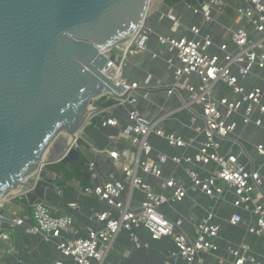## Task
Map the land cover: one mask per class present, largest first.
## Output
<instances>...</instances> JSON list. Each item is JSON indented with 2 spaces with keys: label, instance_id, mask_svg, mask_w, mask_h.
Here are the masks:
<instances>
[{
  "label": "built area",
  "instance_id": "1",
  "mask_svg": "<svg viewBox=\"0 0 264 264\" xmlns=\"http://www.w3.org/2000/svg\"><path fill=\"white\" fill-rule=\"evenodd\" d=\"M242 3L233 12L243 24L228 28L226 41L216 44L209 33H202L200 24L185 28L181 35L157 36V43L173 55L165 59L172 81L158 83L151 90L164 92V105L171 100L175 104L170 110L161 106V114L153 119L137 108L149 89L124 76L129 59L146 50L153 33L147 9L145 23L132 38L116 47V54L110 55L114 48L106 53L108 62L103 74L121 89L120 93L95 98L76 140L66 144L62 152L66 155L75 149L86 154L89 182L79 187L80 193L101 205L89 210L84 235L72 230V212L80 210L78 202L66 203L72 215H59L43 199L27 201V196L44 179L49 181L46 189L63 196V188L57 182L60 176L50 172L45 178L39 177L44 167L56 164L45 160L25 181L28 187H19L20 194L8 196L0 203V218L9 221L7 224L0 221V241L9 240V232L22 228L53 245L58 255L53 264H107L118 235L124 232L133 250L170 240L173 249L165 253L164 264H197L201 256L218 250L216 240L222 227L215 221L214 205L191 224V234L183 230L187 219L173 218L170 213L190 194L202 195L215 204L229 202L236 212L227 223L231 227L244 224L249 235L264 238V143L253 145L258 162L244 164L240 155L251 158L243 150L244 140L237 135L238 129L246 128L264 135V88L245 85L254 70L264 71V0H242ZM183 5L203 23L213 22L214 15L228 8L225 0H193ZM158 17L177 25L175 29L181 26L172 9ZM119 111L124 116L117 114ZM181 112L189 114V128L195 133L188 140L160 126ZM92 127L114 129L116 133L109 136L111 141L105 147L96 148L83 136V131ZM223 142L238 147L240 152L233 153L229 146L221 154ZM162 144L181 152L167 155L160 149ZM97 158L105 159L114 172L101 170ZM146 179H155L156 183ZM15 200L26 201L31 209L30 223L15 213H3ZM142 232L146 238L141 237ZM249 253L250 247L244 243L230 248V264H264V259L258 260Z\"/></svg>",
  "mask_w": 264,
  "mask_h": 264
},
{
  "label": "water",
  "instance_id": "2",
  "mask_svg": "<svg viewBox=\"0 0 264 264\" xmlns=\"http://www.w3.org/2000/svg\"><path fill=\"white\" fill-rule=\"evenodd\" d=\"M149 2L0 0V203L9 189L28 187L50 146L48 162L79 160L75 149L62 154L55 131L74 136L90 98L120 93L103 74L106 53L145 23Z\"/></svg>",
  "mask_w": 264,
  "mask_h": 264
},
{
  "label": "crops",
  "instance_id": "3",
  "mask_svg": "<svg viewBox=\"0 0 264 264\" xmlns=\"http://www.w3.org/2000/svg\"><path fill=\"white\" fill-rule=\"evenodd\" d=\"M225 1L228 3V8L223 13L214 15V21L210 23H203L201 18L191 16L184 9L183 2L173 6H167L164 0H159L151 8H148V25L153 33L149 38L146 50L130 58L125 68V77L127 80L138 82L141 87H147L149 89L148 93H144L146 96L141 98L137 106L143 115L153 119L161 114V106H164L166 110H170L175 104L174 100H171L167 105H164V92L151 90L158 83L169 84L172 81L165 59L173 58V55L168 52L167 47L157 43V36L170 37L181 35L185 33V28L193 24H200L202 26V33H209L216 44L228 40L229 33L227 29L234 24H243V21L237 19L233 12L235 7L242 6L243 3L242 0ZM189 2H193V0ZM169 9H172L174 14L179 18L181 26L177 29H175L177 25L174 23L167 19L160 20L158 17L159 14L168 12ZM153 54H157V57L153 58ZM253 74L245 82V85L248 87L260 86L264 88V71L254 70ZM224 92L227 93L229 91L224 89ZM117 114L124 116L125 113L119 111ZM184 115L185 117H183ZM160 126L167 132L181 136L184 140L193 138L195 135L189 128L190 116L186 112L182 116H180V113L172 116L170 119L164 121V123H161ZM115 133L116 131L114 129L92 127L86 128L83 131V136L84 139L92 142L96 148H103L111 141L109 136ZM237 135H240L244 140L242 143L243 150L247 153L249 159L251 158L248 160L242 154L239 157L240 162L249 164L254 160L257 163L258 158L255 156L253 145L260 142L264 143V135L251 131L248 128L245 130L238 129ZM153 142L157 144L156 140ZM231 145L229 142H223L221 154L226 152L229 146L233 153L240 152L238 147ZM160 149L167 155H175L181 152L180 149L170 148L165 144H162ZM97 163L101 170L109 173L114 172L113 168H110L105 159L97 158ZM146 180L150 183H156L155 179ZM60 187L63 188V196H58L54 190L46 189L42 199L51 210L59 215L71 214L72 211L66 207L68 201L74 200L78 202L80 204V210L78 212H72L74 216L72 230L77 231L78 235L82 236L84 235V227L89 224L86 220L89 210L96 207L100 208L101 205L96 204L93 199L83 197L79 189L82 186L75 180L69 181ZM135 196L137 199H140L137 193ZM226 200L229 201L230 197L228 196ZM214 205L217 213V219L215 221L221 223L222 227L219 239L216 240L218 250L214 253L201 256L197 264H230L232 258L228 255V250L233 247L236 248L242 243L250 247L249 254L258 260H263L264 238L249 235L246 232L244 224L231 227L227 223V219L236 210L227 201H221L215 204L214 201L202 195L190 194L182 202L175 205L173 209L175 211L170 213V216L173 218L180 216L187 219L184 222L183 230L191 234V224L199 221L204 216L205 210ZM3 213L5 215L15 213L19 217H23L27 223L32 221L31 209L20 202L15 203L14 209L11 207L8 209L5 208ZM141 237L146 238L143 232ZM171 249H173L171 241L163 239L151 243L148 249L133 250L128 235L122 232L118 235L114 243L107 264H164L165 253ZM57 259L58 255L53 245H49L40 237L28 234L22 228H16L9 232V240L5 242L0 241V264H53Z\"/></svg>",
  "mask_w": 264,
  "mask_h": 264
},
{
  "label": "trees",
  "instance_id": "4",
  "mask_svg": "<svg viewBox=\"0 0 264 264\" xmlns=\"http://www.w3.org/2000/svg\"><path fill=\"white\" fill-rule=\"evenodd\" d=\"M184 1H191V0H164L165 4L167 6H173L176 5L180 2H184ZM79 160L76 162H69L66 164H62V165H58V164H54L51 165L49 167V169L56 173L58 176H60V179L57 181L58 185H63L69 181L75 180L77 182H79L81 184L82 187H85L88 185L89 179H88V175L86 173L87 167H88V158L86 156V154L82 153L79 151ZM59 168L61 169L59 172ZM48 180L44 179L42 181H40L37 186L35 191L32 194H29L27 196V201L28 202H32L36 199H42L43 194H44V190L47 188L48 186ZM18 203L20 201L15 200V203ZM21 204H23L24 206H27L25 203V200H22L20 202Z\"/></svg>",
  "mask_w": 264,
  "mask_h": 264
},
{
  "label": "bare ground",
  "instance_id": "5",
  "mask_svg": "<svg viewBox=\"0 0 264 264\" xmlns=\"http://www.w3.org/2000/svg\"><path fill=\"white\" fill-rule=\"evenodd\" d=\"M120 47H121V46H120ZM90 111H91V109H90V107L88 106V107L86 108L85 115H84L85 119L90 115V113H91ZM60 133H62V135L66 137V139L64 140V142H65L66 144H70V143H72V142H73V139H74L75 136L77 135V133L74 134V136H73V134H68L65 130H62V132H60ZM66 144H65V145H66ZM49 153H50V150H49V149L45 150V151L43 152V154L41 155L40 160H41L42 162L45 161V160L47 159L46 156H48ZM26 178H27V177H26ZM29 178H30V177H29ZM29 178H27V180H28ZM21 192H22V191L19 190L18 188H11V189H9V191L7 192V195H8V196H15V195L20 194ZM8 196H6V197H8ZM6 197H2V201H4V200L6 199Z\"/></svg>",
  "mask_w": 264,
  "mask_h": 264
},
{
  "label": "rangeland",
  "instance_id": "6",
  "mask_svg": "<svg viewBox=\"0 0 264 264\" xmlns=\"http://www.w3.org/2000/svg\"><path fill=\"white\" fill-rule=\"evenodd\" d=\"M157 1H159V0H150L148 8H149V7L151 8L153 5H155V4L157 3ZM117 52H118V50L114 48V50H112V52L110 53V55H112L113 53L116 54ZM124 76H125V75H124ZM89 100H91L89 104H94V103H95V101H94L95 99H94L93 97L90 98ZM183 113H184V112L180 113V116H182ZM183 117H185V115H184ZM62 130H63V129H61V130L58 129V130L55 131V135L57 136V138H56L57 140H56V141H59V139H61V138L64 139V140L66 139V137L63 136L62 133H60V132H62ZM65 144H66V143H65ZM65 144H64V147H65ZM49 150L52 151V150H53V147L50 146ZM46 158H49L48 160H50V158H51L50 154H48V156H46ZM60 170H61V169L59 168V172H62V171H60ZM14 206H15V202L12 201L10 204H8V206H6V209H8V208H10V207H11L12 209H14Z\"/></svg>",
  "mask_w": 264,
  "mask_h": 264
}]
</instances>
